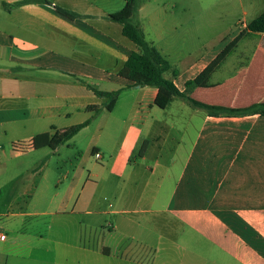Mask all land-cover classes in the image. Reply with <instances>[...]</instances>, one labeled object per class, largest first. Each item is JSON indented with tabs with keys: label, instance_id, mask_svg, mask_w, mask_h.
I'll use <instances>...</instances> for the list:
<instances>
[{
	"label": "crops",
	"instance_id": "0c3cea01",
	"mask_svg": "<svg viewBox=\"0 0 264 264\" xmlns=\"http://www.w3.org/2000/svg\"><path fill=\"white\" fill-rule=\"evenodd\" d=\"M48 1L76 17L31 0H0V134L24 141L89 118L68 141L96 123L86 149L95 160L108 158L103 172L93 173L94 162L87 165L81 152L61 194L37 192L41 169L9 203L21 225L0 239V264H264V115L211 114L178 96L158 107L155 87L118 73L136 50L108 18L125 0ZM199 1L172 26L183 31L178 37L194 38L198 20L220 19L238 31L182 67L148 40L177 70L174 84L183 91L243 31L189 96L227 108L264 102V32L245 30L264 0ZM153 19L161 38L163 22ZM164 76L172 78L170 71ZM93 89L120 91L107 109L109 99ZM43 216L51 217L43 233L27 231ZM102 216L109 218L106 234Z\"/></svg>",
	"mask_w": 264,
	"mask_h": 264
},
{
	"label": "rangeland",
	"instance_id": "374dc122",
	"mask_svg": "<svg viewBox=\"0 0 264 264\" xmlns=\"http://www.w3.org/2000/svg\"><path fill=\"white\" fill-rule=\"evenodd\" d=\"M198 0H137L138 7L144 5L140 13H136L132 20L139 25H142L143 32L147 40L154 41L157 45H162L165 53L168 55V59L171 62L177 63L179 60L180 67L188 62L189 59H199L210 52L212 48H215L217 44L222 46L225 41H229L233 34L237 33L238 25L230 22L217 21H205L198 20L195 24V29L191 31L194 38H183V31H174L173 25H179L178 19L184 15V9H188L191 2L195 4ZM207 0H200L201 4H204ZM119 4L116 8L119 10ZM203 14V12H202ZM148 16L149 18H144ZM153 17H160L162 24L161 38H160V23L155 22ZM150 18V22L148 21ZM157 21V20H156ZM159 22V21H158ZM184 26V24H182ZM179 32L182 34L178 37ZM229 38V39H228ZM174 40V43H173ZM174 44V45H173ZM225 45V44H224ZM166 49V50H165ZM189 51L192 54L186 55ZM97 130L96 123H91L89 129L81 131L75 141H67L60 145L57 150L41 151L40 153L27 152V153H15L12 149V142H16L17 138L10 140L0 134L2 142H0V231L7 238H10L11 234L9 228L17 229L21 225V219L19 217H12V213L9 208V203L13 200L17 194L25 189L26 184L31 186L35 177L40 173V170L44 168V178L38 189V193L50 194L54 191H59L60 194L64 192L67 181L63 180V176L68 171L69 177L73 171H76L80 166L79 156L81 152L87 154L88 161L94 162V165L90 166L91 170L97 173H102L103 169L101 165L108 158L105 154L103 160H95L90 151L86 149L88 141L93 133ZM34 167V170H31ZM88 168L85 170L87 174ZM25 197V195L23 196ZM22 196H19L14 202L13 208L17 207L16 204L21 205L23 202ZM37 204V202H36ZM40 217V216H38ZM99 225L102 230V234L108 232L107 225L109 224V218L102 216ZM50 216H43L39 220L33 219L31 226H26L27 231L32 229L37 233H43L40 227L50 219ZM105 219L107 222L105 223ZM38 220V221H35ZM66 234V232H65Z\"/></svg>",
	"mask_w": 264,
	"mask_h": 264
},
{
	"label": "trees",
	"instance_id": "16d2710c",
	"mask_svg": "<svg viewBox=\"0 0 264 264\" xmlns=\"http://www.w3.org/2000/svg\"><path fill=\"white\" fill-rule=\"evenodd\" d=\"M37 3L50 5L53 10L61 16L69 19L76 17V14L56 4H52L48 0H31ZM137 0H125L124 6L108 14V18L121 24V31L124 36L131 40L136 50L131 51L125 60L119 75L128 79L136 86H152L157 89L154 104L160 108H164L170 99L174 96L181 97L193 106L203 108L211 114L224 115H246L259 114L264 115V102H256L242 108H227L213 106L194 100L189 96V89L198 84L211 70V68L227 53L232 45L237 41L243 31H240L236 38L230 41L216 57L194 78L185 81V88L180 91L174 84L173 78L177 75V70L173 68L167 59L148 41L137 23L132 17L137 13ZM245 30L253 32H264V11L248 22ZM170 71L172 78H166L164 73ZM98 96L107 97L109 102L107 109H111L119 94L120 89L114 91H100L93 89ZM90 119L83 122L68 126L61 131L43 132L24 140L12 142L11 146L14 151L24 152L31 149L48 146L51 149L66 143L70 140L82 127L89 123Z\"/></svg>",
	"mask_w": 264,
	"mask_h": 264
},
{
	"label": "built area",
	"instance_id": "2783aa9c",
	"mask_svg": "<svg viewBox=\"0 0 264 264\" xmlns=\"http://www.w3.org/2000/svg\"><path fill=\"white\" fill-rule=\"evenodd\" d=\"M93 156L96 158V159H99L101 157L100 153L99 152H94L93 153ZM4 238V235L3 234H0V239H3Z\"/></svg>",
	"mask_w": 264,
	"mask_h": 264
}]
</instances>
